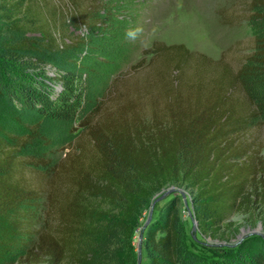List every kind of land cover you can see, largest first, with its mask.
<instances>
[{
    "label": "trees",
    "instance_id": "trees-1",
    "mask_svg": "<svg viewBox=\"0 0 264 264\" xmlns=\"http://www.w3.org/2000/svg\"><path fill=\"white\" fill-rule=\"evenodd\" d=\"M108 1L0 0V264H137L139 216L167 186L192 192L202 234L231 229L240 210L259 209L264 227V140L253 133L264 127V0L242 3L254 33L237 66L153 42L142 84L117 78L102 88L83 65L99 62L91 44ZM61 131L79 133L56 165L33 162L45 171L39 189L20 153L59 142ZM141 243L147 264H264L262 236L215 254L191 249L176 196Z\"/></svg>",
    "mask_w": 264,
    "mask_h": 264
},
{
    "label": "rangeland",
    "instance_id": "rangeland-1",
    "mask_svg": "<svg viewBox=\"0 0 264 264\" xmlns=\"http://www.w3.org/2000/svg\"><path fill=\"white\" fill-rule=\"evenodd\" d=\"M108 2L106 11L110 15L105 17L106 28L104 33L101 32L103 36H99L101 40L98 43L91 44L95 47L91 49V54L95 55L99 62L83 65L85 67L83 70L87 74H93L97 83L103 86L102 88H106L117 78H120L118 83L124 79L131 81L137 78L139 85L142 84L147 73L146 68L152 60L153 53L150 48L153 42L167 45L182 43L193 53L204 54L213 60L222 58L226 63L235 67L237 66L235 55L243 52L240 50L241 45L245 44V41L249 40L254 33L253 23L247 19L240 20L239 18L241 16L239 14H243L240 11L245 8L242 5L244 0H113ZM235 12L239 15L237 18L230 16ZM136 27L142 29L139 35L135 39L126 38V30ZM84 31L85 29L75 30L74 33L79 34ZM236 48L239 49L236 51ZM138 62H141V65H137ZM46 68L54 70L50 65H47ZM62 89L61 83H58L53 91L58 93ZM85 104L87 105L86 102H84V106ZM79 110L81 112V109ZM78 120L81 118L78 117L74 124ZM20 121L24 127H28L29 122L25 118ZM78 133L79 131L72 133L61 131L58 135L53 136L56 137V140L59 138V142L49 145L46 144L48 142L40 140L27 145L29 149L20 153V156L31 162L27 163V168L36 187L41 189L44 184L42 173L45 171L34 165L33 162L42 158L51 160L52 165H56L68 151V144H71ZM253 133L256 138L264 140V127L257 128ZM50 135L44 134L43 137L48 140ZM259 155L264 158V147L260 149ZM258 177H262V175H258ZM168 187L170 186L164 189ZM179 188L184 191V197L178 192H173L167 196V199L172 196L179 198L185 240L191 249L215 254L216 251L224 248L237 247L250 237H264L262 215L259 213V209L253 214L240 210L228 219L233 223L231 229L222 227L219 233L212 237L202 234L198 230V243L191 237L192 220L189 211H192V192L184 187ZM43 200L44 198L41 200L42 204H44ZM150 204L151 201L141 212L137 228L132 236V245L136 253L139 234L148 215ZM159 205V202L155 203L154 212H157ZM43 210L44 208L41 206L34 213L35 218H32V223H37L36 227L33 226L35 229L41 225L39 220L45 214V210ZM37 217H39L38 221L35 220ZM19 264L28 263L24 261ZM141 264H147L143 252Z\"/></svg>",
    "mask_w": 264,
    "mask_h": 264
},
{
    "label": "water",
    "instance_id": "water-1",
    "mask_svg": "<svg viewBox=\"0 0 264 264\" xmlns=\"http://www.w3.org/2000/svg\"><path fill=\"white\" fill-rule=\"evenodd\" d=\"M173 192H178L184 197V191L181 188L174 187V186H170L166 189H162L160 192H158L157 194H155L153 196V198L151 200L150 207H149L148 215H147L146 220L143 224L142 231L139 234V241H138L139 243L137 246V264H141V260H142V243L141 242L143 239V232H144V228H145L146 224L149 223V221L151 220V218L154 215V205L156 202H159L160 204L166 202L168 200L167 196ZM189 213H190L191 220H192L191 236H192L193 240L199 241L197 221L194 218L193 211L190 210ZM259 228H260V226L258 227V229Z\"/></svg>",
    "mask_w": 264,
    "mask_h": 264
},
{
    "label": "clouds",
    "instance_id": "clouds-1",
    "mask_svg": "<svg viewBox=\"0 0 264 264\" xmlns=\"http://www.w3.org/2000/svg\"><path fill=\"white\" fill-rule=\"evenodd\" d=\"M141 31H142V29H140L139 27L130 28V29L126 30V33H125L126 38L135 39Z\"/></svg>",
    "mask_w": 264,
    "mask_h": 264
}]
</instances>
